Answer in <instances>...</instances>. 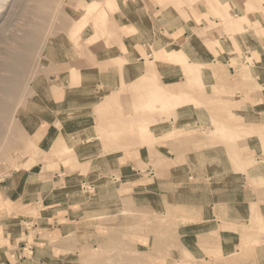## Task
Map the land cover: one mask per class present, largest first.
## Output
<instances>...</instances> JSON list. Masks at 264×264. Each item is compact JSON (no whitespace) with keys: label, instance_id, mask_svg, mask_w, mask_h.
<instances>
[{"label":"rangeland","instance_id":"374dc122","mask_svg":"<svg viewBox=\"0 0 264 264\" xmlns=\"http://www.w3.org/2000/svg\"><path fill=\"white\" fill-rule=\"evenodd\" d=\"M160 1L132 0L133 6L129 7V0H117L118 7L111 10L109 21L102 24L104 30L98 36L96 47L92 44L95 40H88L89 28L77 46L71 34V21L83 7L82 0H4L0 3V65L8 49L16 47L21 51L20 45L34 42V36L39 35L34 42L35 50L30 53L29 69L15 96L13 111L17 116L14 121L29 136L42 131L36 139L37 151L29 144L27 134L24 141L28 146L23 134L20 138L14 133L10 136L12 140L21 139V144L11 140L16 147L11 144L15 151L18 146L15 164L23 165L15 170L6 159L0 162V224L8 232L6 227L11 223L22 235H30L20 239H29L32 244L40 231L33 225L40 219L43 202L30 204L24 199V193L32 197L37 194L38 186L47 189L45 172L62 164L65 169H58L59 178L80 173L79 180L84 181L80 190L86 192L82 199L89 212L81 222L63 220L72 230L77 228L63 239L65 245H72V254H68L65 264H264V86L256 78L254 53L251 49L246 53L236 49L230 61L232 67L214 58L210 66L214 75L212 85L203 81V71L209 66L197 63L183 50L187 61L190 59L193 67L196 66L192 75L185 72L181 63L171 61L172 54L156 60L158 45H145L141 53H135L131 47L133 53H128V36L143 33L134 25L142 27L145 20L151 21V10L153 18L159 17L155 19L157 30L153 31L157 37L172 35L161 28L163 17L159 14L168 6L184 20L191 16L197 18L194 34L202 45L193 51L200 53V50L223 49L227 43L223 38L232 40L235 29H240L244 21L250 29L258 27L247 16L257 13L264 17V0H243L244 17L221 11V7L225 8L221 0ZM199 5L201 10L214 9L210 12L213 19L198 14L199 10L194 8ZM156 6L160 11L155 10ZM134 8L136 14H131ZM201 17L206 24H202ZM78 46L81 48L78 58L85 62L79 68L83 76L81 84L75 83L76 78L65 69L71 60L70 53L79 50ZM173 47L174 44L168 43V49ZM160 61L172 63L164 66ZM147 65L152 67L146 70ZM135 67V75L128 74ZM144 69L145 73L140 71ZM0 74L12 77L6 70ZM109 79L113 82L115 79L117 87L105 88L112 82L99 84ZM155 84L168 90L186 91L193 100L173 110V119L165 115L156 120L153 116H159L141 109L139 102L140 96L146 95L145 91ZM56 87L62 97L55 103L51 94ZM59 112L66 117L62 121H57ZM251 126L256 134H251ZM219 127H223L225 135ZM85 129L93 134L79 137L76 132L83 133ZM71 134L79 139H66ZM88 142L91 146L78 149L80 154H85L81 159L83 164L76 165V148ZM126 149L137 155L121 166L124 173L115 168L104 169L96 177L94 166H101L100 160L111 167L102 159L103 155H115ZM87 155L92 158H86ZM18 173L25 175L11 189ZM106 181H109L107 185ZM64 182L53 186L63 187ZM13 192L15 197L11 200L9 196ZM118 206L124 208L120 211L122 216L99 215ZM2 225L0 235H3ZM47 231L44 230L45 234ZM199 232L203 234L197 235ZM5 245L12 249L14 244L9 239H0V246L5 249Z\"/></svg>","mask_w":264,"mask_h":264},{"label":"crops","instance_id":"0c3cea01","mask_svg":"<svg viewBox=\"0 0 264 264\" xmlns=\"http://www.w3.org/2000/svg\"><path fill=\"white\" fill-rule=\"evenodd\" d=\"M131 1V2H130ZM155 1V0H153ZM163 0H161L160 2H162ZM222 2V6L225 7L224 9L221 7V11H225L228 10L229 13H234L235 15H239V16H245V10L242 7V2L243 0L239 1V0H221ZM241 2V3H240ZM155 3V2H154ZM132 4V0H129V7L133 6ZM196 5V4H194ZM201 6H203L202 4H200ZM198 6L194 9L199 10L200 15H208L210 17V19H213V16L211 15L213 12V10H208L206 9H200L201 6ZM264 5V3H263ZM158 8V9H157ZM132 10V9H131ZM155 10H159V7L156 6ZM218 10V9H217ZM244 12V13H243ZM131 14H136V8H134L131 12ZM148 14V13H147ZM154 14V11L151 10L149 12V18H151V21L145 20L142 23V27H138L136 24L134 25L137 29L139 30H143V33H135L133 35H129L128 36V43H129V54L133 53L132 50L130 49L131 47H133L134 52L137 53L138 52H142L145 48V45L147 47L149 46H156L159 47L156 51L157 53L160 52L161 50H166L167 52H174V51H178V50H183L187 56L194 58V61H197V63L202 64V65H208L209 67H207L203 72H204V79L203 81L207 84L212 85L214 83V75H213V71H212V67L211 66V61L214 60V58H220L222 62H226L230 65V61L232 58H234V52L236 51V49H239V51H243L244 53H246V51L248 49H251V51L254 53L255 55V61H256V78L259 84L264 86V17H262L261 15L255 13L254 15L248 17V20L252 19V22H256L258 23V27L255 28H249V25L247 23V21L243 22V25L241 28L244 29V31H241L240 29H235L237 32L234 34V38L232 40L229 39H225L223 38L224 42L226 41V46L223 45V49H221L220 47L216 49V51L213 50H200V53L197 51H193V48L201 46L202 44L199 42V39H197L195 37L194 34V28L197 26V18L195 19L193 16H191V18H189V20H184L177 11H173V8L171 7H166V10L164 11H160L159 14L160 17H163V24H165V26H163V24H161V28H165L167 31L171 32V36L170 37H164L160 36H153V31L157 30L156 29V21L155 19L159 18V17H152V15ZM215 20L217 21V19L215 18ZM201 22L202 24H206V20L204 17H201ZM250 22V21H248ZM129 28V27H128ZM233 30V29H231ZM257 30V32L255 31ZM258 34V35H257ZM225 37V36H224ZM168 39H170V42L168 41ZM172 39V40H171ZM132 40L134 42H132ZM168 43L169 44H174L175 47L168 49ZM138 46V48H137ZM143 48V49H142ZM156 48V47H155ZM161 49V50H160ZM160 50V51H159ZM146 51H148L146 49ZM145 51V52H146ZM238 51V50H237ZM150 52V50L148 51ZM147 52V53H148ZM135 55V54H133ZM132 55V56H133ZM142 55V54H141ZM135 57V56H134ZM161 63H163L162 65L164 66H168L171 65L172 62L170 61H160ZM132 63V62H131ZM230 67H232V65H230ZM131 71H129L128 74H130L131 76L135 75L136 73V67L135 68H131ZM229 70L231 71V68H229ZM142 72H146V70H140ZM206 72V74H205ZM129 75V76H130ZM107 82H112L114 85L115 83V79L114 82L112 81V79H109L107 81H104L102 83L99 82V84H105ZM98 84V85H99ZM113 84L109 85V86H105V88L112 86ZM117 87V86H116ZM112 88V87H111ZM115 88V87H114ZM113 89V88H112ZM59 90V89H58ZM58 90L54 91L55 93H53L52 95H54L56 97V95L61 94V91L58 92ZM97 91V89H96ZM100 91V90H99ZM69 92V91H68ZM112 92V90L110 91ZM109 92V93H110ZM70 93V92H69ZM67 94V93H66ZM62 97V96H61ZM60 99V98H59ZM71 99V98H70ZM57 100V99H56ZM65 100V99H64ZM55 102V101H54ZM59 102V101H58ZM62 102V101H60ZM56 103V102H55ZM64 107V106H62ZM191 123V122H189ZM188 124V122L186 123ZM77 134H79V137L81 136H86L88 133H92L91 130L89 129H85V131L83 133H81V130L76 132ZM95 133V132H94ZM93 134V133H92ZM79 137H74V134H71L70 137L73 139L74 141L78 140ZM98 139V136L96 137V140ZM69 141H71L70 139H68ZM93 141L92 143L95 144ZM91 142L85 143L86 145H82L79 148H76L75 151V157H76V165L78 163V165L82 162V158L83 156H85V154H80L78 149H82L83 147H88L91 146L90 144ZM98 145H100L99 143H97ZM98 150H102L101 147H99ZM78 151V153H77ZM85 152V151H83ZM139 152V151H138ZM87 153V152H86ZM137 152L135 151H130L128 149L123 150V152H119L115 155H103L102 159L105 160L108 164L111 165L110 168H108L105 163L100 160L99 164H101V166H94L95 169V174L96 177L98 175L99 172H103L104 173V169L105 170H110L115 168L117 172L120 173H124L123 171H125V169L122 168V170H120L121 166L124 164H128L130 161H132L133 157H136ZM87 155L86 158H92L91 156ZM101 155H99L100 157ZM95 158H97V156H94ZM122 159H125V162L122 161ZM126 159H128L126 161ZM81 161V162H80ZM123 162V163H122ZM97 164V163H96ZM65 169L62 164L58 165V166H54V168H48V170L45 172V176L48 179L47 184L49 185V187L47 189H44L43 185L38 186V191L36 195H32L31 196H26V194L24 193V199L27 198V201L29 200V203L31 204L32 202L34 203H39L41 200L43 202L41 208H40V219L36 222L35 225H33V227L37 226L36 229H40L39 232L36 233L35 237H34V241L31 244L29 239L23 240L20 238H23L22 236H25V238H29L30 235H27L26 232V228L23 227V232L25 234L22 235V233L19 232V229L16 230L15 228H13L8 224L6 229L9 230L8 232H5V227H3L2 224V231H3V235H0V239L2 240H7L9 239L14 245L12 246V249H9V247H7L5 245V249H3L0 246V264H65V262L67 261V257L68 254H72V249H71V244L70 245H65V242L63 241L64 238H67L68 233H70L71 231H75L77 228L75 227V230H72L73 227L69 226L67 223L63 224V220H71V221H76V222H81V220H83V217L86 216L87 214H89V212L87 213L86 211V201L84 199H82V195L86 194L82 192V190H80V188L82 187V183L84 181H80V173H76L74 172V174L76 176L71 177L69 174H67L64 178L63 181L64 185L63 187L59 186V187H54L53 183H57V182H61L62 179L59 178V170L60 169ZM119 168V169H118ZM59 169V170H58ZM62 171V170H61ZM25 174L23 173H18L17 175L14 176L13 178V183L11 186V189H14L15 185L18 182H21L22 178L24 177ZM97 181H99L97 179ZM106 181L104 182L105 185H107ZM102 183V182H100ZM100 183H97V185H100ZM103 184V183H102ZM7 188V187H6ZM135 189V186L133 187ZM9 189V187L7 188ZM44 189V190H43ZM13 192L11 194V196H9V198H13L14 196ZM18 193V192H17ZM18 195H20L18 193ZM206 196V195H205ZM208 197V196H206ZM12 200V199H11ZM26 204V202H25ZM28 204V203H27ZM33 205V204H32ZM124 209L123 207H121L119 209V206L115 209H112V211L110 212L109 210H106L107 212H103V213H99V215L103 216L106 214H111L112 216H122L123 214L120 213V211ZM96 214V213H94ZM125 215V214H124ZM31 220V219H29ZM29 222L26 220H22V222ZM32 221V220H31ZM11 222V221H10ZM62 222V223H61ZM15 224H18L20 222H14ZM78 224V223H76ZM65 225V226H63ZM73 225V224H70ZM24 226V225H23ZM77 226V225H76ZM9 227L13 228L9 229ZM210 228H207L206 230H209ZM43 230V231H42ZM44 230H48L45 234ZM28 231V229H27ZM198 231H200L198 229ZM43 232V233H42ZM6 234V235H5ZM45 234V235H44ZM203 232H199L197 233V235H202ZM194 239V238H192ZM14 240H16V244L14 243ZM63 241V242H62ZM63 243V244H62ZM27 249H29V253L27 252ZM71 262V259H68ZM68 261V262H69ZM197 264H202L200 262H197Z\"/></svg>","mask_w":264,"mask_h":264},{"label":"bare ground","instance_id":"6f19581e","mask_svg":"<svg viewBox=\"0 0 264 264\" xmlns=\"http://www.w3.org/2000/svg\"><path fill=\"white\" fill-rule=\"evenodd\" d=\"M3 1L4 0H0V3H2ZM82 3H83L82 4L83 7L80 9V11L78 12L77 16L75 18H73L74 20L71 21V27H72L71 34H72V36L74 38H76L75 39L76 40L75 41V44L77 46V44L79 45V43L82 42V40H80L82 34L84 32L86 33L88 31L87 29L89 28L90 33L87 34L88 40H91V41H94L95 40L96 42L94 41L92 44H93L94 47H96L97 46V42L99 41V40H97L98 39V36L101 33V31L104 30V29L102 30V24H106V22L109 21L110 12L114 8L118 7V2H117V0H93V1H85V0H82ZM111 17H113V16H111ZM108 28L110 29V24H109V27ZM255 31L257 32V30H255ZM38 36L39 35H35L34 36V39H35L34 42H37V40L39 38ZM34 42H31V43L28 42L25 45L24 44L23 45H20V47L22 49L21 51L18 50L16 47H11L10 49H8V51L5 53V60L0 65V71H5L6 70V71H9V72L12 73V77H10V78L4 77L3 74H0V162L4 161V159H6L8 161V163L10 164V166H13L15 168V170L19 169V167H21L23 164L21 166H19L18 163L15 164L16 161L18 160V159H16V155H17L16 154L17 153L16 151H18V146L16 148L17 150L15 151L13 148H15L16 146L13 144V142H16V140H18V139L12 140V139H10V136H12V134L14 133V135H16L17 138H20L19 136H21V134H23V136H22L23 137V141L25 139L27 141V138L26 137L28 136V139H29L28 142H29V144L35 148L37 146V143H36L37 140L36 139L39 137V135H42V131H41V134H37L35 136H29L27 134V132L22 131L21 128L19 127V124L14 121V117H17V116H15V114H14L15 112L13 111L14 102L16 101L14 99H15V96L17 95V93H18V91L20 89V82L22 80V77L25 75V73L29 69L28 67L30 65V60H31L30 59V53H32L31 50H33V49L35 50L34 46L36 44H34ZM217 42L219 44V40H217ZM78 47H79V50H75L74 49L73 54L70 53L71 60H69L65 64V69H69L68 71L70 72V76H74L77 79V80L75 79V83L81 84L82 83V81H81L82 78L81 77H83V76H82V74H80L79 68L81 67V64L82 63H85V62L83 61V59H80L79 60V58H80L79 55H81V48H80V46H78ZM169 54H172V56H173L171 58V61H173V62L174 61H177V62L181 63L183 65V67H184L185 72L189 73L194 68L193 67L194 63L192 61H189L190 59L187 61V57L183 54V51L182 50H178L177 52L175 51V52L169 53V52H167L166 50L163 49V52L162 53L161 52H158V53L155 52V58L157 60V59H159V57L162 58V56H164V55L167 56ZM76 55H77V58H76ZM150 61H153V60H150ZM128 62L129 61H127V63ZM31 63H34V62H31ZM151 63H154V62H151ZM31 66H32V64H31ZM84 67L85 66H83V68ZM151 67H152V65H147L146 70L148 68H151ZM197 67H199V65H197ZM32 68H33V66H32ZM195 68H196V66H195ZM195 72H197V71H195ZM192 73L193 72H191V74H189V75H192ZM199 74L197 75V73H196L195 75L199 76ZM197 76H194V77H197ZM199 78L197 80H200ZM122 84H120V85H122ZM117 85H119V83ZM155 85H157V86H154L153 85L154 87L152 86V87H150L148 89V91H145V94L146 95L143 94V95L140 96L139 102L142 105L141 109L143 108V109H145V111L148 110V111L155 112L154 114H156V115L159 116V117H157V116L154 117L153 114L150 113L153 116V118L156 119V120L158 118H160L161 116H165V115H166L167 118L173 119V114H174L173 113V110H176V108L180 104H183L185 102H190V101L193 100L190 97L192 95H189L188 96L189 93L186 92V91H183V92L182 91H178L177 88H172L171 90H168V88L164 87L161 84H155ZM114 86H116V85H112L110 87L114 88ZM53 90L54 91L58 90V87L54 88ZM174 92L177 93V94H173ZM175 95H177V96H175ZM60 97H61V94H58V95H56V97L55 96L53 97L54 98L53 100L56 101V99H59ZM177 97H179V99H177ZM186 97H188V99H186ZM69 98H72V97H69ZM67 99H68V97H67ZM59 115H60V117H58V115H57V121L59 119L62 121V120H64V118H66L65 115L62 114V113H60ZM147 120H149V119H147ZM152 121H154V120H152ZM243 127H244V125H243ZM219 128H221V127H219ZM248 128H250V127H248ZM20 130H21L22 133L20 132ZM139 130L140 129H138V131ZM220 130L219 129L217 130V128H216V132L217 131L220 132ZM224 130H225V128H224ZM251 130H253L251 132V134H256L257 133V132L254 133V128L253 127H252ZM255 130H256V128H255ZM55 131H56V129H55ZM222 131H223V129L221 130V132ZM243 131H245V130H243ZM247 131H249V130H246V132ZM258 132H260V131H258ZM24 134H27L26 137H25ZM54 134H55V132H54ZM236 134H238V133H236ZM224 135H225V132H224ZM259 135H261V134H259ZM16 136H15V138H16ZM140 136H141V134H140ZM24 137H25V139H24ZM60 138H63V137H60ZM11 140L13 142H11ZM20 141H21V139L18 140V142H20ZM26 141H24V142H26ZM11 143L15 147H13V145ZM20 144H21V142H20ZM26 144H27V142H26ZM25 146L23 144V147H25ZM27 146H28V144H27ZM31 146L29 148H31ZM26 148H24V149H26ZM29 148H27V150ZM20 149H21V147H20ZM11 150H13V151H11ZM34 151H32V152H34ZM36 151H37V147H36ZM32 152H31V154H33ZM23 153H21V154L23 155ZM18 155H20V154H18ZM22 155H20V158H21ZM27 156H29V157L30 156H35V154L34 155H27ZM27 160H29V159H27ZM31 161L33 162V160H31ZM8 163H5V164H8ZM12 171H14V169ZM3 177L4 176H2L1 179ZM259 214H260V212H259ZM256 215H258V214H256ZM260 215H258V218L260 217ZM261 217H262V215H261ZM253 220H254V217H253ZM261 220L263 221V218ZM261 220H260V222H262Z\"/></svg>","mask_w":264,"mask_h":264}]
</instances>
